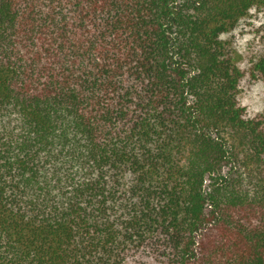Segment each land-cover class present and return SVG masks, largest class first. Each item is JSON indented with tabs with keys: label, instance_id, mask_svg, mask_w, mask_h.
<instances>
[{
	"label": "trees",
	"instance_id": "16d2710c",
	"mask_svg": "<svg viewBox=\"0 0 264 264\" xmlns=\"http://www.w3.org/2000/svg\"><path fill=\"white\" fill-rule=\"evenodd\" d=\"M264 0H0V264H264Z\"/></svg>",
	"mask_w": 264,
	"mask_h": 264
},
{
	"label": "rangeland",
	"instance_id": "374dc122",
	"mask_svg": "<svg viewBox=\"0 0 264 264\" xmlns=\"http://www.w3.org/2000/svg\"><path fill=\"white\" fill-rule=\"evenodd\" d=\"M264 32V15L254 14L248 23H244L242 28L236 30L235 33L229 35L240 51H243L246 44L257 39ZM242 104L247 108L249 117L264 110V85L255 83L247 86L242 94Z\"/></svg>",
	"mask_w": 264,
	"mask_h": 264
}]
</instances>
